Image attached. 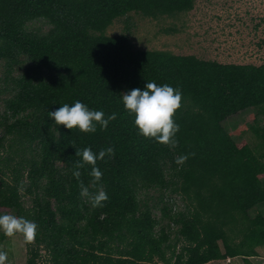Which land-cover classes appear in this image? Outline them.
I'll use <instances>...</instances> for the list:
<instances>
[{
	"label": "trees",
	"instance_id": "trees-1",
	"mask_svg": "<svg viewBox=\"0 0 264 264\" xmlns=\"http://www.w3.org/2000/svg\"><path fill=\"white\" fill-rule=\"evenodd\" d=\"M198 0H0V211L35 221L25 264H206L226 258L252 264L264 248V129L256 155L222 123L247 109L264 110V63L222 64L193 55L135 49L129 13L157 19L187 13ZM42 20L46 33L29 31ZM146 81L181 91L175 146L145 137L125 109L123 93ZM76 100L116 113L94 133L57 125L49 116ZM99 181L85 164L72 175L76 149L98 153ZM186 156L182 163L177 158ZM103 190L93 206L80 194ZM150 191L158 202L142 199ZM183 202L175 210L172 196ZM24 198L30 202L25 205ZM167 198V199H166ZM154 211L159 212L157 217ZM1 240L4 236H0Z\"/></svg>",
	"mask_w": 264,
	"mask_h": 264
},
{
	"label": "rangeland",
	"instance_id": "rangeland-1",
	"mask_svg": "<svg viewBox=\"0 0 264 264\" xmlns=\"http://www.w3.org/2000/svg\"><path fill=\"white\" fill-rule=\"evenodd\" d=\"M129 28L133 47L140 50L169 51L175 55H193L203 60H213L222 64L264 63V0H198L187 13L173 17L150 19L136 13H129L115 19L104 34L117 36ZM49 25L42 20L28 24L29 31L46 33ZM4 69L0 63V87ZM0 95V113L3 110ZM225 131L236 141H245L259 155L262 141L256 134L264 129V110L247 109L230 116L222 123ZM6 153L0 150V158ZM1 176V174H0ZM150 205L158 202V194L150 191L142 196ZM167 199V198H166ZM175 210L183 209V202L172 196ZM25 205L30 206L27 198ZM14 214L11 211L0 214ZM264 215V203L250 211V215ZM158 217L159 212L154 211ZM0 249L8 252L10 264H25L26 247L19 233L9 237L0 231ZM257 258H250L252 264H264V248L257 249ZM215 264H226L219 262ZM229 264H243L235 259Z\"/></svg>",
	"mask_w": 264,
	"mask_h": 264
},
{
	"label": "clouds",
	"instance_id": "clouds-1",
	"mask_svg": "<svg viewBox=\"0 0 264 264\" xmlns=\"http://www.w3.org/2000/svg\"><path fill=\"white\" fill-rule=\"evenodd\" d=\"M181 95L179 88L174 89L169 84L158 85L155 81H146L142 89L134 88L123 93L122 101L125 109L130 114H134V124L138 126L141 135L154 138L158 143L175 146L176 133L180 126L172 117L175 110L181 106ZM49 116L57 125L62 124L68 129L78 128L81 132L94 133L97 124L102 129L106 128L109 121L116 118V113L105 116L103 110L90 109L82 101L76 100L71 105L64 103L54 111H49ZM106 154L113 155V147L101 149L98 153L93 152L91 147L76 149L75 155L80 159L74 162L72 175L78 179L81 175L80 169L85 164H89L91 165L89 175L93 177V182L99 181L102 171L96 161L103 159ZM186 158V156L178 157L177 163H182ZM80 194L90 196L94 207L102 206L101 202L108 199L107 193L103 190L90 195L88 187L82 182ZM0 231L9 237L20 233L26 242H31L35 239L37 224L23 216L5 213L0 214ZM0 264H10L8 252L2 249H0Z\"/></svg>",
	"mask_w": 264,
	"mask_h": 264
},
{
	"label": "crops",
	"instance_id": "crops-1",
	"mask_svg": "<svg viewBox=\"0 0 264 264\" xmlns=\"http://www.w3.org/2000/svg\"><path fill=\"white\" fill-rule=\"evenodd\" d=\"M253 258H257V257H253ZM219 262H225V260L211 261V262L206 263V264H215V263H219ZM232 262H233V259H231V263Z\"/></svg>",
	"mask_w": 264,
	"mask_h": 264
},
{
	"label": "built area",
	"instance_id": "built-area-1",
	"mask_svg": "<svg viewBox=\"0 0 264 264\" xmlns=\"http://www.w3.org/2000/svg\"><path fill=\"white\" fill-rule=\"evenodd\" d=\"M225 263H226V264L231 263V258H226V259H225Z\"/></svg>",
	"mask_w": 264,
	"mask_h": 264
}]
</instances>
